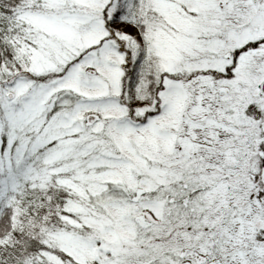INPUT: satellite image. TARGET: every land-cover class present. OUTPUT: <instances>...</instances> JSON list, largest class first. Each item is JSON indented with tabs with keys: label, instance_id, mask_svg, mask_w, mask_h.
I'll return each mask as SVG.
<instances>
[{
	"label": "snow or ice",
	"instance_id": "obj_1",
	"mask_svg": "<svg viewBox=\"0 0 264 264\" xmlns=\"http://www.w3.org/2000/svg\"><path fill=\"white\" fill-rule=\"evenodd\" d=\"M0 264H264V0H0Z\"/></svg>",
	"mask_w": 264,
	"mask_h": 264
}]
</instances>
